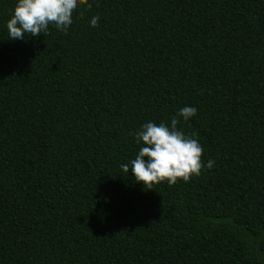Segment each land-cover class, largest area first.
Wrapping results in <instances>:
<instances>
[{
	"label": "trees",
	"instance_id": "trees-1",
	"mask_svg": "<svg viewBox=\"0 0 264 264\" xmlns=\"http://www.w3.org/2000/svg\"><path fill=\"white\" fill-rule=\"evenodd\" d=\"M88 2L12 40L0 0V264H264V0ZM185 106L205 167L146 190L134 133Z\"/></svg>",
	"mask_w": 264,
	"mask_h": 264
},
{
	"label": "clouds",
	"instance_id": "clouds-1",
	"mask_svg": "<svg viewBox=\"0 0 264 264\" xmlns=\"http://www.w3.org/2000/svg\"><path fill=\"white\" fill-rule=\"evenodd\" d=\"M91 7L88 0H17L7 22L8 37L23 40L27 36H45L49 34L50 26L67 34L77 12L83 15ZM99 19L98 15L93 16L91 26L97 27ZM196 115V108L185 106L171 118L170 126L163 122H148L134 133L137 144L143 145L130 161L131 175L136 183L146 190H154L161 183L171 187L201 175L205 167L203 147L196 138L178 128L181 118L188 121ZM214 163L209 160L207 168L211 169ZM121 168L124 173L129 172V164H122Z\"/></svg>",
	"mask_w": 264,
	"mask_h": 264
}]
</instances>
